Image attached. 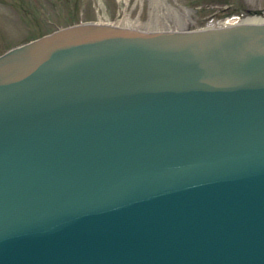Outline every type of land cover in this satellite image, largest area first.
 <instances>
[{
	"label": "water",
	"instance_id": "water-1",
	"mask_svg": "<svg viewBox=\"0 0 264 264\" xmlns=\"http://www.w3.org/2000/svg\"><path fill=\"white\" fill-rule=\"evenodd\" d=\"M262 13L2 52L0 264H264Z\"/></svg>",
	"mask_w": 264,
	"mask_h": 264
},
{
	"label": "rangeland",
	"instance_id": "rangeland-1",
	"mask_svg": "<svg viewBox=\"0 0 264 264\" xmlns=\"http://www.w3.org/2000/svg\"><path fill=\"white\" fill-rule=\"evenodd\" d=\"M254 11L264 12V0H0V54L79 21L119 23L128 16L142 28L189 29L242 19ZM255 17L264 18H250Z\"/></svg>",
	"mask_w": 264,
	"mask_h": 264
},
{
	"label": "bare ground",
	"instance_id": "bare-ground-1",
	"mask_svg": "<svg viewBox=\"0 0 264 264\" xmlns=\"http://www.w3.org/2000/svg\"><path fill=\"white\" fill-rule=\"evenodd\" d=\"M251 19H264V18L255 17V18H251ZM231 21H234V20H230V21H226V22H231ZM119 23L125 24V25H130V26H138V24H137L138 22L132 21L128 16L124 17V19H122Z\"/></svg>",
	"mask_w": 264,
	"mask_h": 264
},
{
	"label": "trees",
	"instance_id": "trees-1",
	"mask_svg": "<svg viewBox=\"0 0 264 264\" xmlns=\"http://www.w3.org/2000/svg\"><path fill=\"white\" fill-rule=\"evenodd\" d=\"M255 12V11H254ZM257 12V11H256ZM259 12V11H258ZM38 37V36H37Z\"/></svg>",
	"mask_w": 264,
	"mask_h": 264
}]
</instances>
